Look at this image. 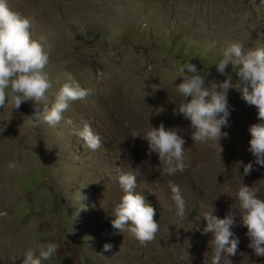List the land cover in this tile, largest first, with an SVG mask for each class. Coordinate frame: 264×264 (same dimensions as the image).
Masks as SVG:
<instances>
[{
    "label": "rangeland",
    "instance_id": "1",
    "mask_svg": "<svg viewBox=\"0 0 264 264\" xmlns=\"http://www.w3.org/2000/svg\"><path fill=\"white\" fill-rule=\"evenodd\" d=\"M6 2L30 19L34 39L45 37L51 45L49 103L67 74L90 94L71 102L56 126L33 116L34 102L0 109V264L47 243L58 249L42 264H213V234H204L203 213L214 209L223 219L243 184L264 199V166L249 151L248 129L259 122L258 113L230 89V126L222 127L228 136L219 143L194 142L190 121L174 114L176 85L183 81L177 76L191 62L207 81L229 76L236 86L231 65L228 75L215 65L230 43L264 47V0ZM84 121L101 137L96 151L73 134ZM161 123L180 129L186 141L182 173L160 175L158 154L149 156L147 141L131 136ZM9 162L17 167L9 169ZM250 162L253 171L244 175ZM116 167L137 176L136 191L156 209L159 231L146 246L112 226L123 195ZM170 180L186 201L182 218L176 216ZM233 232L237 252H222L220 264H264L248 247L247 229L238 224ZM105 243L112 245L108 252Z\"/></svg>",
    "mask_w": 264,
    "mask_h": 264
},
{
    "label": "clouds",
    "instance_id": "2",
    "mask_svg": "<svg viewBox=\"0 0 264 264\" xmlns=\"http://www.w3.org/2000/svg\"><path fill=\"white\" fill-rule=\"evenodd\" d=\"M30 28V19L11 10L6 0H0V109L6 103L19 109L24 102H34L33 116L40 123L56 126L63 119L62 114L68 110L71 102L83 100L90 93L71 74H67L66 82L61 84L49 103L47 94L53 85L46 68L50 63L48 49L51 45L46 44L45 37L34 39ZM229 65L238 77L236 86L229 76L223 81H207V75L199 74L195 64L189 62L182 66L177 77H183V81L176 85L179 102L174 114L182 115L190 121L191 138L194 142L219 143L223 137L228 136V133L222 132V127L230 126L228 93L235 88L245 103L257 109L259 122L248 129L251 135L249 151L256 157V164L264 166V47L246 50L242 43H230L222 50V58L215 66L220 74L228 75L226 69ZM40 105H43V111H40ZM67 123L72 125L73 122L69 119ZM180 131L177 128L166 129L161 123L159 127L151 126L143 134L133 131L131 136L147 141L149 156L152 153L158 154L162 165L160 175L172 176L177 172L182 173L186 168V141L178 134ZM73 134L82 139L92 151L102 146L101 137L86 121L82 122V127L74 126ZM7 167L15 169L17 164L9 162ZM252 171L251 162L244 166V175H249ZM115 173L123 195L114 208L115 219L111 221L112 226L121 233L129 232L142 246H146L155 239L159 231V223L154 219L156 209L146 201L144 195L136 191L137 176L132 171L126 172L116 167ZM168 183L176 216L182 218L185 215L186 201L179 186L171 180ZM235 200L238 203L231 205L223 219L213 214L214 209L203 213L202 217L207 221L204 234H213V239L209 242L215 250L213 264H220L222 252L236 254L239 238H233V229L238 224L247 229L248 247L253 249L257 257H264V199L258 198L256 190L251 186L243 184L238 188ZM57 249L58 245L55 243L28 248L20 256H12L11 264H15L18 257H23L22 264H42L43 261L51 260ZM111 249L110 243L104 244V252ZM205 256L207 258V252Z\"/></svg>",
    "mask_w": 264,
    "mask_h": 264
}]
</instances>
